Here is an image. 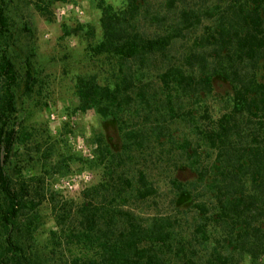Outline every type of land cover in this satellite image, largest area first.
<instances>
[{
  "label": "trees",
  "instance_id": "1",
  "mask_svg": "<svg viewBox=\"0 0 264 264\" xmlns=\"http://www.w3.org/2000/svg\"><path fill=\"white\" fill-rule=\"evenodd\" d=\"M98 8L102 40L94 52L114 57L118 70L111 86L94 75L78 79L81 110L127 126L139 146L176 152L180 168L197 178L171 181L177 197L193 199L179 216L139 213V203L159 195L144 173L127 182L132 191H85L75 238L96 242L99 264H264V0H124ZM6 29L0 5V37ZM26 76L31 93L35 81ZM215 81L232 90L217 118L206 104ZM18 88L15 64L0 49V223L10 231L27 208L7 169L26 142L14 119ZM175 124L191 137L177 136ZM7 242L21 250L10 235Z\"/></svg>",
  "mask_w": 264,
  "mask_h": 264
},
{
  "label": "rangeland",
  "instance_id": "2",
  "mask_svg": "<svg viewBox=\"0 0 264 264\" xmlns=\"http://www.w3.org/2000/svg\"><path fill=\"white\" fill-rule=\"evenodd\" d=\"M99 3L120 8L124 0H119V7L117 0H0L7 17L0 49L7 52L19 77L14 119L26 140L7 164L12 186L24 191L27 208L11 231L0 223L5 264H99L96 242L75 238L84 192L132 191L127 182L135 185L140 173L148 175L159 195L139 203V213L157 209L179 216L192 206L193 199L177 197L171 183L178 179L188 184L197 178L180 168L176 152L166 154L167 148L152 142L139 146L127 136V126L80 108L78 79L94 75L100 85L111 86L118 70L114 57L94 52L102 40ZM27 71L35 81L31 93L25 90ZM214 84L206 104L217 118L232 90L226 82ZM173 130L181 139L191 137L182 124ZM192 218H185L187 226ZM9 235L20 251L8 245ZM241 264L251 261L245 258Z\"/></svg>",
  "mask_w": 264,
  "mask_h": 264
},
{
  "label": "clouds",
  "instance_id": "3",
  "mask_svg": "<svg viewBox=\"0 0 264 264\" xmlns=\"http://www.w3.org/2000/svg\"><path fill=\"white\" fill-rule=\"evenodd\" d=\"M116 6H117V7H119V6H120V4H119V0H117V4H116Z\"/></svg>",
  "mask_w": 264,
  "mask_h": 264
},
{
  "label": "built area",
  "instance_id": "4",
  "mask_svg": "<svg viewBox=\"0 0 264 264\" xmlns=\"http://www.w3.org/2000/svg\"><path fill=\"white\" fill-rule=\"evenodd\" d=\"M69 188L72 189V186L70 184H68Z\"/></svg>",
  "mask_w": 264,
  "mask_h": 264
}]
</instances>
